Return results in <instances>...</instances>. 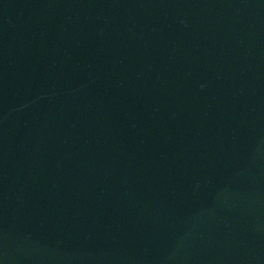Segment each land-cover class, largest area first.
Returning a JSON list of instances; mask_svg holds the SVG:
<instances>
[{
  "label": "water",
  "instance_id": "water-1",
  "mask_svg": "<svg viewBox=\"0 0 264 264\" xmlns=\"http://www.w3.org/2000/svg\"><path fill=\"white\" fill-rule=\"evenodd\" d=\"M0 264H264V0H0Z\"/></svg>",
  "mask_w": 264,
  "mask_h": 264
}]
</instances>
